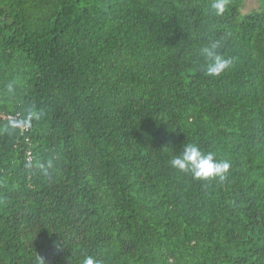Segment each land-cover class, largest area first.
Wrapping results in <instances>:
<instances>
[{
  "label": "trees",
  "instance_id": "trees-1",
  "mask_svg": "<svg viewBox=\"0 0 264 264\" xmlns=\"http://www.w3.org/2000/svg\"><path fill=\"white\" fill-rule=\"evenodd\" d=\"M213 3L0 0V264H264V0Z\"/></svg>",
  "mask_w": 264,
  "mask_h": 264
},
{
  "label": "clouds",
  "instance_id": "clouds-1",
  "mask_svg": "<svg viewBox=\"0 0 264 264\" xmlns=\"http://www.w3.org/2000/svg\"><path fill=\"white\" fill-rule=\"evenodd\" d=\"M212 8L217 15H222L226 9V0H214ZM221 44L219 41L211 43L202 49V55L206 62V74L208 76H219L225 70L233 65L232 58H225L217 51ZM13 90V85H9V91ZM39 118L38 113L30 112L27 120L22 123L27 124L31 119ZM170 164L173 168L180 171H186L192 174L196 179L219 178L224 180L230 168L227 161H218L213 153H203L196 144H188L184 147L181 155L171 159ZM50 166V165H49ZM35 167L42 170L47 175V167L42 163H37ZM84 264H100L92 256H88L84 260Z\"/></svg>",
  "mask_w": 264,
  "mask_h": 264
},
{
  "label": "rangeland",
  "instance_id": "rangeland-1",
  "mask_svg": "<svg viewBox=\"0 0 264 264\" xmlns=\"http://www.w3.org/2000/svg\"><path fill=\"white\" fill-rule=\"evenodd\" d=\"M260 6V0H245L244 12L251 11Z\"/></svg>",
  "mask_w": 264,
  "mask_h": 264
},
{
  "label": "built area",
  "instance_id": "built-area-1",
  "mask_svg": "<svg viewBox=\"0 0 264 264\" xmlns=\"http://www.w3.org/2000/svg\"><path fill=\"white\" fill-rule=\"evenodd\" d=\"M7 117H8V118H11V119H12V118H14V116H13V115H8Z\"/></svg>",
  "mask_w": 264,
  "mask_h": 264
}]
</instances>
